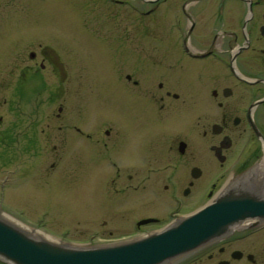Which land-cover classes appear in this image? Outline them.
I'll list each match as a JSON object with an SVG mask.
<instances>
[{"label": "flooded vegetation", "instance_id": "1", "mask_svg": "<svg viewBox=\"0 0 264 264\" xmlns=\"http://www.w3.org/2000/svg\"><path fill=\"white\" fill-rule=\"evenodd\" d=\"M23 3L29 11H66L75 35L12 39L0 74V107L9 116L0 111V136L27 141L14 168L35 165L25 158L32 151L41 167L52 151L53 175L91 171L93 239L152 234L226 186L247 187L264 201V0ZM75 40L106 51L85 61ZM105 215L126 222L114 228L100 223ZM258 215L168 264H264Z\"/></svg>", "mask_w": 264, "mask_h": 264}, {"label": "rangeland", "instance_id": "2", "mask_svg": "<svg viewBox=\"0 0 264 264\" xmlns=\"http://www.w3.org/2000/svg\"><path fill=\"white\" fill-rule=\"evenodd\" d=\"M68 20H73V17L66 11H29L23 0H20L18 6H13L12 10L4 11L0 7V74H4L2 77H5V70L8 67L7 52L12 39L18 36H30L34 33L52 38H71L75 35V30L67 25L65 21ZM75 41L77 55L85 61L101 57V52L106 51L97 41H91V43L88 40ZM106 74L111 76L113 72L107 69ZM4 99H8L7 93L4 94ZM0 111L2 115L9 117L6 106L0 107ZM13 142L14 144H10V139L0 136L1 218L16 226H18L17 223L20 226L23 225V228L19 227L24 230L38 231L51 240L74 248H93L126 241H117L121 237L117 234L111 237L108 234H102L93 239L92 233L99 230V226L97 230L94 229L91 221L94 208L90 183L91 171H67L61 173L62 177L55 176L53 175L55 172L49 167L52 164L50 160L52 151L46 152L45 156L48 159L40 167L38 165L40 157L33 154L32 149L30 150L33 153L25 158L35 165L30 163L28 166L27 163L25 170L14 168L13 164L19 155L21 156V152L17 149H24L27 141L25 140L24 143L22 139H18ZM37 166L40 168L37 169ZM98 220L100 223L105 220L109 221V226L114 228H120L126 222L124 219H113L111 215H105ZM126 220V224H130L129 219ZM178 220H164L162 225L166 223V226H169ZM157 229L159 227H152L148 231L156 230L152 234L161 231ZM128 230L133 232L131 229ZM149 235L151 234L133 237L132 240ZM33 236L39 239L38 236ZM129 240L131 239H127Z\"/></svg>", "mask_w": 264, "mask_h": 264}, {"label": "water", "instance_id": "3", "mask_svg": "<svg viewBox=\"0 0 264 264\" xmlns=\"http://www.w3.org/2000/svg\"><path fill=\"white\" fill-rule=\"evenodd\" d=\"M264 201L247 187L227 186L215 201L158 233L117 244L74 248L37 239L0 217V261L6 264H167L258 217ZM263 218V217H262ZM157 222L144 220L140 225Z\"/></svg>", "mask_w": 264, "mask_h": 264}, {"label": "bare ground", "instance_id": "4", "mask_svg": "<svg viewBox=\"0 0 264 264\" xmlns=\"http://www.w3.org/2000/svg\"><path fill=\"white\" fill-rule=\"evenodd\" d=\"M17 225L20 226V224H18V223H17ZM20 227L23 228V225L20 226ZM29 231L32 232L33 235L38 236L39 239H45V240H48V241L56 243V244H62V243H60L58 241L56 242L55 240H51L48 236H46V235H44V234H42V233H40L38 231H31V230H29Z\"/></svg>", "mask_w": 264, "mask_h": 264}]
</instances>
